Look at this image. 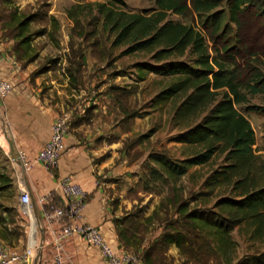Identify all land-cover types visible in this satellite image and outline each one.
I'll use <instances>...</instances> for the list:
<instances>
[{"label": "trees", "instance_id": "1", "mask_svg": "<svg viewBox=\"0 0 264 264\" xmlns=\"http://www.w3.org/2000/svg\"><path fill=\"white\" fill-rule=\"evenodd\" d=\"M154 1L155 8L138 12L127 10L124 0H105L97 4V9L104 31L114 36L112 45L125 47L122 54H148L150 60L134 64L141 80L151 73L175 78L158 92L154 106L176 102L171 120L180 132L174 140L195 150L181 160L161 151L148 156L153 164L144 176L162 184L159 193L168 187L167 205L174 206L176 220H166L158 239L140 254L135 250L145 241L159 209L149 216L142 215L140 210L133 216L134 212L116 219L118 237L125 249L132 248L139 254L142 264H166V260H174L167 255L173 244L181 254L196 248L198 252L209 249L228 264L224 257L237 243L232 239L236 227L243 225L254 239L264 237V164L258 161L255 129L239 109L247 105L249 110L264 112V107L250 104L248 98L249 94L264 92V73L248 60L254 57L249 50H236L225 44L212 53L207 39L217 45L232 22L241 24L240 15L249 8L257 9L264 18V1L260 5L258 0H228L227 9L223 0ZM170 14L199 17L202 28L173 20ZM12 21L20 38L17 49L22 50L20 53L15 49L17 58H27L32 50L29 33L32 18L15 16ZM82 59L72 64L74 69L69 67L65 71L74 88L82 76ZM217 158L222 162L206 177L202 190L189 198L185 196V189L178 183L181 178L190 168L207 165ZM5 192L15 194L14 181L0 170V197ZM214 194H219V198L212 209L200 206L199 203L206 204ZM16 209L0 203V239L10 244L24 234L11 215ZM200 238L203 240L198 244ZM237 264H264V251L252 260H240Z\"/></svg>", "mask_w": 264, "mask_h": 264}, {"label": "rangeland", "instance_id": "2", "mask_svg": "<svg viewBox=\"0 0 264 264\" xmlns=\"http://www.w3.org/2000/svg\"><path fill=\"white\" fill-rule=\"evenodd\" d=\"M104 1L0 0V37L13 40L12 48L13 50L17 49L20 38L17 37L18 30L14 26L12 18L15 16H30L32 23L29 33L32 36V50L27 58L19 59L21 64H24V66L32 65L34 72L42 69L44 71L51 70L44 76L55 77V79L64 84L66 77H64L63 70L66 71L69 67L74 69L75 65L72 64L81 62V56L83 55V65H88V74H94V71L98 72L96 74L98 76L97 79L92 76L86 78V88H84L86 94L89 93L88 97L93 99L101 98L100 100H103L105 94L106 88L101 83L103 80L98 83L100 75L103 78L105 73L120 75L116 78V81L123 86L122 89L125 92L123 93L121 104L127 111V120L124 125L122 124V129L126 132L124 140L126 153L131 162L138 161V166L140 167L129 177L130 179L120 183V186H117L118 193L112 192L111 196L115 199L113 203L117 206L120 203V197L118 196L122 195L121 204L124 207L121 217L134 212L131 215L133 216L136 211L140 210H142V215L149 216L154 209H159L160 213L156 217L154 224L149 225V232L146 236V238L150 237V239H153L156 236H160L159 234L163 232L162 228L166 220H176L177 215L174 206L169 207V204L167 205L170 199L168 187H165L163 193H159L162 184L155 181L156 179L154 178L144 176L149 172V165L153 164L147 158L151 152L161 151L167 153L173 159L181 160L195 149L187 148L186 144L174 140L175 136L180 132V129L174 126L171 120L176 102L154 106L155 102L153 100L155 96L175 78L160 77L155 73L147 75L144 80L138 77L134 64L138 61L150 60L149 56L144 52L124 55L122 54L124 46L112 45L114 36H109L104 31L102 17L97 9V4ZM124 1L128 6L127 10L134 12L156 7L154 0ZM227 1L223 0L222 3L226 9ZM263 1L258 0L257 2L260 4ZM170 18L193 24L199 29L202 28L199 24V17L183 18L177 14H170ZM240 20L241 24L231 23L228 33H224L218 39L217 45L212 43L211 39H207L211 52L214 53L215 49L222 48L225 44L235 47L236 50L247 49L254 56L248 60L258 65L264 73V18L258 14L257 9L249 8L240 15ZM17 50L20 53L22 52L21 49ZM84 56H86L85 59ZM84 70L86 71V68ZM88 84H90L89 88H87ZM82 85L84 86V83ZM80 90L81 87L79 86L76 88L71 86L70 93L73 94V92H79ZM119 91L121 92V88ZM70 98L71 100H76L72 95ZM248 98L250 104L264 107V92L255 95L249 94ZM246 106L241 105L239 109L248 117L255 129L258 161L264 164V112L261 110H249ZM134 112L138 115V118L128 117L129 114ZM117 120L119 121L120 117ZM221 162L222 159L217 158L207 165L189 169V173L178 182L185 189V194L188 198L191 194H196L202 190L201 185L206 177ZM146 181L149 184L151 183L152 186L150 185L149 187ZM222 195L228 196L226 193ZM15 196L16 194L12 195L11 192H5L0 197V203L14 205L16 203ZM218 196L219 194H214L209 198V202L206 204L201 202L199 204L203 208L206 206V208L212 209L219 198ZM164 198L165 201H163ZM163 206H166L164 211H162ZM192 206H196V204L193 203ZM32 211L34 212L35 210L32 209ZM11 215H13L14 221L18 226L22 222L23 226L21 227L23 229H27L28 232L31 230L32 224L28 217L19 213L17 209ZM39 223L40 230L37 233L39 237H42L44 233L40 218L38 220ZM232 239L237 243L224 257L228 264H237L240 260H252L254 255L264 251V237L252 238L250 231L243 225L236 227L232 233ZM198 240V244L202 243L203 238ZM30 247L34 248L33 246ZM64 248L69 264H108L100 257L99 251L95 247H91L82 238L73 239ZM36 250L34 248L35 255ZM127 251L139 255L132 248ZM174 259L166 260V264H225L221 257L206 248H202L199 252L197 248L193 252L189 250L179 256V260L177 258ZM49 262L52 263L53 260H49Z\"/></svg>", "mask_w": 264, "mask_h": 264}, {"label": "crops", "instance_id": "3", "mask_svg": "<svg viewBox=\"0 0 264 264\" xmlns=\"http://www.w3.org/2000/svg\"><path fill=\"white\" fill-rule=\"evenodd\" d=\"M12 45L13 40L0 37V81L6 80L11 84L8 95L0 96V170L13 178L16 194L13 206L21 213V191L28 192L36 214L33 212L34 225L29 232L21 227V222L24 234L20 239L11 244L0 239V258L4 254L8 257L24 255L25 250L33 246L37 250L31 262L23 257L12 264H53L49 262L53 260L51 236L42 217L44 212L60 208L65 203L61 182L67 177L73 178L87 191V201L82 211L83 222L98 227L115 250L125 249L116 225V219L123 214L122 195L118 196L120 203L117 206L111 195L112 192L117 194V186L130 179L140 166L138 161L131 162L126 153V132L122 124L127 120V111L121 104L125 92L116 81L120 75L105 73L104 78L100 75L98 83L103 80L101 83L106 88L105 94L103 100L93 99L88 97L89 93L86 94L84 88L86 78L92 76L97 79L98 72L88 74V65H82L84 67L81 68L82 76L78 83L81 90L71 94L69 76L65 70L64 84L55 77L44 76L51 70L34 74L32 65L21 64ZM82 83L85 87L81 86ZM71 95L76 100H71ZM64 112L72 115L71 131L66 137L59 166L48 170L36 161V157L49 140L54 121ZM132 114L128 117L138 118L137 114ZM20 151L33 161L31 170L23 168ZM40 198H44V204L40 203ZM39 218L44 233L42 237L37 233L40 230ZM158 237H147L136 251L142 253ZM75 238L79 237L65 239L64 247ZM167 255L179 260L182 254L179 247L173 244Z\"/></svg>", "mask_w": 264, "mask_h": 264}, {"label": "built area", "instance_id": "4", "mask_svg": "<svg viewBox=\"0 0 264 264\" xmlns=\"http://www.w3.org/2000/svg\"><path fill=\"white\" fill-rule=\"evenodd\" d=\"M11 89L9 81L0 82V96L5 97ZM72 115L68 112L60 114L54 121L51 128V135L44 147L38 152L36 161L48 170L59 166L66 137L72 127ZM23 168L31 170L33 161L26 154L20 151ZM61 191L65 203L60 208H55L50 212L43 213L49 236H51L54 248L53 264H69L65 255L64 240L79 237L86 240L91 246L98 249L101 257L108 264H142L137 254L128 252L125 249L115 250L105 239L100 229L96 226L83 222V208L87 201V191L83 186L71 177L64 178L61 182ZM40 203L44 204V198H40ZM21 214L28 217L33 225L32 197L30 193L21 191ZM34 248H27L24 255L13 254L8 257L2 255L0 264H12L20 261L23 257L28 262L32 261Z\"/></svg>", "mask_w": 264, "mask_h": 264}, {"label": "bare ground", "instance_id": "5", "mask_svg": "<svg viewBox=\"0 0 264 264\" xmlns=\"http://www.w3.org/2000/svg\"><path fill=\"white\" fill-rule=\"evenodd\" d=\"M33 213V212H32ZM33 218H34V214H33Z\"/></svg>", "mask_w": 264, "mask_h": 264}]
</instances>
